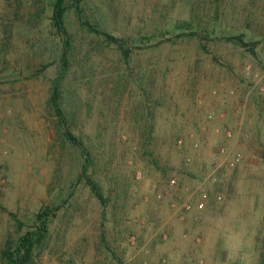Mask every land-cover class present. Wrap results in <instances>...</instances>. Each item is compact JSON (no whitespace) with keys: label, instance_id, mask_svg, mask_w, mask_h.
<instances>
[{"label":"rangeland","instance_id":"obj_1","mask_svg":"<svg viewBox=\"0 0 264 264\" xmlns=\"http://www.w3.org/2000/svg\"><path fill=\"white\" fill-rule=\"evenodd\" d=\"M52 2L0 0V39L13 30L0 78V237L63 204L34 264H256L264 0H85L82 19L126 38L129 59L69 12L62 96L105 204L80 179L85 155L63 140L48 104L64 43ZM191 19L202 37L155 45ZM240 34L253 52L228 39ZM222 147L242 156L235 167Z\"/></svg>","mask_w":264,"mask_h":264},{"label":"trees","instance_id":"obj_2","mask_svg":"<svg viewBox=\"0 0 264 264\" xmlns=\"http://www.w3.org/2000/svg\"><path fill=\"white\" fill-rule=\"evenodd\" d=\"M44 1L45 0H42L43 4ZM84 2L85 0H53L52 2L53 7L50 17L51 24L55 35L60 36L64 43L61 56L59 58L58 74L51 81L52 84L48 98V104L49 107L54 111L57 129L62 134L63 140L70 143L73 147H75L77 150H80L83 155H85L86 162L82 165L83 170L81 172L80 179H84L87 185L91 188V191L94 193V195L105 204L106 202L100 183L94 179L92 174L89 172V169L93 165L91 152L80 135L77 134L78 132L74 130L71 112L67 110L62 96V87L70 75L72 64L70 50L72 48L73 38L68 28L69 12L74 10L75 14L81 19L80 25L84 30L87 31V33L102 36L104 40H106L109 44L114 45L120 51L124 59L130 58L133 52V46L128 43L126 38L110 33L87 19L83 20L82 9ZM44 13L45 7L42 6L35 10L34 15L40 18ZM31 16L33 17L32 14ZM193 19L184 20L177 23L178 26L183 29L181 32H175L171 36H169V33H171L169 31L162 32L155 45H160L166 40H173L187 36L202 37L200 32L194 27ZM12 35L13 30L6 28L3 29V35L0 39V78L9 69L10 61L8 59L7 51L9 50V44L12 40ZM228 39L251 52L255 50V43L247 41L243 34L230 35ZM262 199L263 200L261 201H263L264 204V196ZM62 207L63 204H57L54 206V209L49 207L44 208L39 213H37L33 225H27L25 222L16 219V231H6V233L2 234L0 237V264H34L39 254L46 246L52 218L56 211L60 210ZM256 243L258 251V259L256 264H264V214L261 218L260 226L257 231Z\"/></svg>","mask_w":264,"mask_h":264},{"label":"built area","instance_id":"obj_3","mask_svg":"<svg viewBox=\"0 0 264 264\" xmlns=\"http://www.w3.org/2000/svg\"><path fill=\"white\" fill-rule=\"evenodd\" d=\"M209 118H212V116L210 115ZM226 136L227 137H231L232 136V132L231 131H227L226 132ZM179 142L181 143L182 141L180 140ZM220 153L227 157V162H228V166L229 167H235L236 164L238 162H240V160L242 159V156L240 154H235V155L229 154L230 152H228L225 147L220 148ZM216 179L217 178L215 176H213L212 180L214 182L217 181ZM172 182L174 183L175 180H172ZM206 198H207V194H204L203 198L198 202L197 207L203 208L204 205H205ZM219 198H221V197L219 196ZM192 207H193L192 204L187 205L188 209H190Z\"/></svg>","mask_w":264,"mask_h":264},{"label":"crops","instance_id":"obj_4","mask_svg":"<svg viewBox=\"0 0 264 264\" xmlns=\"http://www.w3.org/2000/svg\"><path fill=\"white\" fill-rule=\"evenodd\" d=\"M145 239H146V237H145ZM151 239H152V237L150 236V237H149V240H151ZM147 242H148V241H147ZM145 244H146V243H145ZM143 249H144V248H143ZM145 252L147 253V256L149 257V255H148V253H149V250H148V249H146V250H145Z\"/></svg>","mask_w":264,"mask_h":264}]
</instances>
